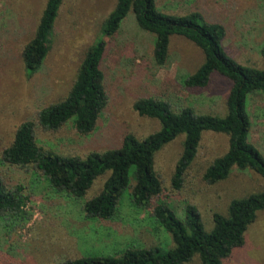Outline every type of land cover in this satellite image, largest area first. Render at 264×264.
Segmentation results:
<instances>
[{"label": "rangeland", "instance_id": "1", "mask_svg": "<svg viewBox=\"0 0 264 264\" xmlns=\"http://www.w3.org/2000/svg\"><path fill=\"white\" fill-rule=\"evenodd\" d=\"M114 2L62 0L52 22L45 57L38 70L27 77L20 51L34 32L45 0H0V152L20 122L33 120L37 109L64 97L84 51L101 37V23ZM156 7L172 14L195 11L206 20L216 21L224 30L221 42L230 57L242 65L263 67L258 49L264 43V0H157ZM151 48V34L138 28L128 12L115 36L106 40L100 67L108 102L93 130L79 135L71 120L55 131L44 132L36 127L37 143L62 155H83L89 150L119 147L124 135L145 138L158 131L159 123L133 111V102L142 97L166 99L173 106L187 105L197 113L225 114V97L230 87L226 78L212 73L203 90L180 85V76L193 72L202 62V54L194 44L171 36L163 67L154 64ZM244 103L250 120L248 141L264 158V102L260 95L249 93ZM182 140L183 135L178 134L152 154L153 167L160 173L162 189L167 193V178L181 151ZM226 146V134L202 131L195 156L187 167L189 180L179 197L166 200L175 206H180L182 198L192 200L206 232L212 227L213 212L226 215L231 199L264 190L263 178L234 166L225 179L204 186L203 170L225 152ZM0 175L11 185L24 186L28 193L26 207L32 214L22 226L11 228L13 225L0 222V264H47L83 255L116 256L128 246H171L169 233L145 211L133 208L126 191L116 213L108 220L97 221L84 218L77 201L48 189L30 172L0 164ZM106 175L92 181L88 195L98 191ZM175 213L182 216L177 206ZM186 264H197V257ZM222 264H264V209L256 211L255 219L247 225L243 245L233 249L232 257Z\"/></svg>", "mask_w": 264, "mask_h": 264}, {"label": "trees", "instance_id": "2", "mask_svg": "<svg viewBox=\"0 0 264 264\" xmlns=\"http://www.w3.org/2000/svg\"><path fill=\"white\" fill-rule=\"evenodd\" d=\"M61 1L45 0L34 32L21 48L20 58L27 77L38 70L45 57ZM156 1L115 0L101 23V37L84 51L64 97L40 107L34 112L33 120L22 121L15 127L10 142L0 152V164L30 172L48 189L77 201L86 219H110L126 191L133 208L145 211L169 233L171 246L167 249L155 244L128 246L116 256L83 255L47 264H186L194 256L197 264H222L232 257L233 249L243 245L247 225L255 219L256 211L264 209V190L231 199L226 215L212 213V227L206 232L192 200L182 198L180 206L176 205L182 211L180 218L175 213L176 206L166 201L169 197H179L189 180L187 167L195 156L202 131L227 136L225 152L202 172L205 187L225 179L233 166L264 179V158L248 141L250 120L244 103L249 93L260 95L264 102V65L262 68L242 65L230 57L221 42L224 30L216 21L206 20L195 11L166 13L156 7ZM128 12L138 28L151 34V56L156 66L167 63L169 38L173 35L183 37L200 50L202 62L193 72L180 76V85L203 90L212 73L226 78L230 87L225 97V114L197 113L187 105L173 106L166 99L142 97L133 102V111L159 123L158 131L145 138L124 135L119 147L89 150L83 155H62L43 148L36 141V127L44 132L55 131L71 120L79 135L93 130L108 102L100 67L106 40L115 36ZM258 53L264 62V43ZM178 134L183 135L182 146L167 178V193L162 189L164 181L160 173L153 167L152 154ZM104 173L107 175L98 191L88 195L92 181ZM27 199L24 186L11 185L0 175V222L13 228L29 221L32 214L26 207Z\"/></svg>", "mask_w": 264, "mask_h": 264}]
</instances>
